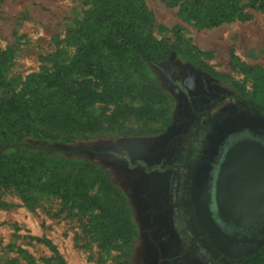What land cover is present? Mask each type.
I'll return each mask as SVG.
<instances>
[{"label":"rangeland","instance_id":"1","mask_svg":"<svg viewBox=\"0 0 264 264\" xmlns=\"http://www.w3.org/2000/svg\"><path fill=\"white\" fill-rule=\"evenodd\" d=\"M94 1L0 0V96L5 89L22 94L31 115L18 120L68 136L48 149L78 160L75 167L88 182L83 194L68 200L50 190L46 175L25 190L0 189V264H26L24 252L36 264H58L55 255L62 264L245 259L264 238L223 230L208 185L231 135L250 130L264 138V79L254 81L230 64L234 54L244 65L264 68V7L244 6L237 17L203 26L181 12L184 0H142L147 32L170 56L145 76L101 51L94 58L108 75L112 101L89 107L80 125L54 127L38 116L44 110L34 109L47 93L40 76L69 64L87 41L96 42L89 21ZM148 103L158 115L116 124L107 118L115 106Z\"/></svg>","mask_w":264,"mask_h":264},{"label":"trees","instance_id":"2","mask_svg":"<svg viewBox=\"0 0 264 264\" xmlns=\"http://www.w3.org/2000/svg\"><path fill=\"white\" fill-rule=\"evenodd\" d=\"M244 6L263 8L264 0H184L181 12L203 26H215L239 16ZM148 15L142 0H95L89 21L96 28L98 39L84 43L66 66L40 76L47 93L35 101L37 114L44 110L38 116L48 119L54 127L69 128L80 125V118L84 114L88 116V108L95 103L106 105L112 101L115 92L108 75L101 62L94 58L101 51L117 65L145 76L150 65L165 61L170 50L147 32ZM230 64L254 81L264 79L263 67L244 65L234 54L230 56ZM260 109L264 114L263 105ZM28 110L22 94L5 89V95L0 96V113H3L0 114V189L25 190L34 187L36 179L42 180L46 175L50 190L61 197L68 200L83 194L88 182L80 173L81 168L75 167L79 161L47 146L52 142L67 143L70 138L61 133L32 129L18 120L24 112L31 115ZM158 114V109L149 103L138 109L122 105L115 106L107 118L116 124L129 116ZM23 258L26 264H36L27 252ZM263 258L264 242L245 259L232 264H257ZM54 259L62 264L60 256L55 255Z\"/></svg>","mask_w":264,"mask_h":264},{"label":"water","instance_id":"3","mask_svg":"<svg viewBox=\"0 0 264 264\" xmlns=\"http://www.w3.org/2000/svg\"><path fill=\"white\" fill-rule=\"evenodd\" d=\"M214 190L222 223L258 225L264 219V146L250 140L232 145L219 165Z\"/></svg>","mask_w":264,"mask_h":264},{"label":"flooded vegetation","instance_id":"4","mask_svg":"<svg viewBox=\"0 0 264 264\" xmlns=\"http://www.w3.org/2000/svg\"><path fill=\"white\" fill-rule=\"evenodd\" d=\"M244 140L255 141L261 144L262 146H264V138H262V136L254 134L250 130L241 131V132L231 135V137L227 140V142L222 146L217 160L213 162L214 167L211 169L210 177H209L210 181L208 185V193H209V201L211 203L213 212H215V202H214L215 179H216L219 165L224 159V156L227 150L235 143L244 141ZM215 214L216 213H214V218L216 222L220 225V227L223 230H225L228 233H231L232 237H237V238L242 237L244 239H260V238L263 239L264 238V219L255 227H249V226L240 227V226H233V225H227V224L222 223L218 218H216Z\"/></svg>","mask_w":264,"mask_h":264}]
</instances>
